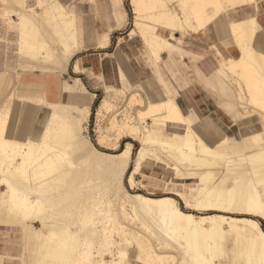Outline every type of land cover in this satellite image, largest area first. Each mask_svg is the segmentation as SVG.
Wrapping results in <instances>:
<instances>
[{"label": "bare ground", "instance_id": "6f19581e", "mask_svg": "<svg viewBox=\"0 0 264 264\" xmlns=\"http://www.w3.org/2000/svg\"><path fill=\"white\" fill-rule=\"evenodd\" d=\"M46 1L45 13L51 17L43 19L42 27L46 36L54 22L52 43L42 40L34 57L21 54L20 66L37 60L41 49L43 57L53 54V69L66 71L80 50L79 38L86 40L92 32L85 24L78 28L77 21L90 22L97 1L88 0L91 6L82 15L68 12L57 0ZM128 1L133 14L129 35H139L157 65L163 53L187 59L194 83L210 91L218 105L237 109L236 120L227 124L233 134L207 145L195 127L212 113L185 112L174 95L152 100L141 85L134 88L127 81L111 55L123 88L104 84L106 95L95 112L97 123L109 115L105 128L97 124L96 144L111 153L93 147L85 133L96 95L79 78L64 82L59 94L28 100L31 108L41 105L50 112L36 142L6 138L11 108L0 105V189H6L0 193V224L44 238L36 264H131V259L173 264L172 249L179 255L175 264H264V231L258 220L264 221V0ZM13 12L6 9L4 15ZM113 28L95 33L94 43L86 47L107 48ZM191 34L205 36L213 62L201 67L198 60L204 56L182 47ZM29 37L21 35L25 46ZM126 92L118 111L113 100ZM29 119L30 114L25 127ZM168 128L184 133H168ZM124 138L130 141L121 147ZM133 142L139 144L135 153ZM154 147L172 153L175 161L158 169L170 180L164 195L130 193L125 180L135 190L140 184L136 176H143L148 160L163 164ZM188 179L196 182L195 188L187 193L174 188ZM194 189L197 197L191 202ZM174 197L186 208L213 213L185 212ZM224 227L235 237L231 257L222 242Z\"/></svg>", "mask_w": 264, "mask_h": 264}, {"label": "crops", "instance_id": "0c3cea01", "mask_svg": "<svg viewBox=\"0 0 264 264\" xmlns=\"http://www.w3.org/2000/svg\"><path fill=\"white\" fill-rule=\"evenodd\" d=\"M2 1L5 7L4 14L6 9L13 10L14 12L12 14H15L19 18L17 47L19 57L18 68L21 71L16 73L14 71L10 72L9 68L6 67H3L2 71H0L1 79H3V81L4 79L6 80V85L4 86L3 91L0 90V105L9 104V107L11 108L10 119L7 121L6 125L5 135L7 139L11 140L13 138H23L25 141L32 142L39 140L41 132L48 121L50 112L41 105H36L31 108L32 106L28 101L29 99H45V97L49 94H59L64 82L69 83L72 78L80 79V77L82 80H86L88 82L94 92H98V88H95L94 85L96 82L94 83L88 75V72H83L84 69L99 73L102 77H104L106 82L104 84L108 86H112V84L120 86L116 76L117 68L115 60L125 72L128 80L131 83L140 82L149 97L154 101H158L159 99L164 98V96L171 97L174 94H179L177 100L180 107L185 112L193 109L200 117H203L208 113H212L211 115H216L221 124L227 127V124L236 120L237 109L234 105H218L217 102H215L202 89L200 86L202 84L194 83L197 82V79L187 68V59H181L177 55L167 57L166 53H163L161 54V60L158 62V65L152 62V60H147V56L145 55V45L143 44L141 38L139 36L131 37L128 35V32H122V26L124 23H121L120 21L123 20V15L120 13V18H118L115 6L117 4L114 0H105L109 8V15L107 16H105V10L98 0V20L95 14H93L90 26L92 32H89L88 35H86V40L83 37L79 38L78 47L80 50L71 57L66 71L53 69L56 64L53 54L50 55L49 59L43 57L42 54H44L45 51L41 49H39V57L37 60L30 59L24 63V68L20 66L23 60V58H21V54H23L22 57H34L36 47H42V40L46 43H52V37L55 30L54 22H50L46 36L44 35L45 30L42 27L43 19L51 17L50 14L45 13V5L47 4V1H37V6L40 7V12H37L34 7H29L27 5V0ZM90 6L91 4L88 0H82L81 6L75 5L73 8L66 10L74 14L82 15ZM262 20L264 21V16ZM118 23H120L121 26L114 29L113 27H116ZM107 27L109 29L113 28L110 34L109 46L107 48L100 49L93 45L86 47V44L89 45L94 43L95 33L106 30ZM85 28L88 29L89 26L85 25ZM22 33L31 35L29 40L26 42V46L21 40ZM163 35L166 36L167 33H163ZM176 36H179V34H176ZM22 45L26 47V50L21 52V47H23ZM182 47L190 53L201 56L208 54H203L204 52H210L207 40L202 34H191L187 36L183 41ZM111 55L114 56L115 60ZM202 62H204V65H207L210 60L207 61L205 59L199 63L201 64ZM75 67H77L81 72L75 73ZM130 67H132L134 73L137 75V78L129 75ZM68 71L75 76H71L69 77V80H65L64 75L67 74ZM11 95L12 100H10ZM29 114L30 119L25 127ZM211 115L206 116L204 120L209 118ZM204 120L195 127V131L196 133L198 132V135L209 146H213L216 142H218L220 137L222 138L226 134L228 136L233 134L230 130H228V132L222 128L220 131L215 132L213 137L205 140L202 134L203 132L200 129L201 124L210 127L212 123ZM60 140L62 139L60 138ZM5 192V188L0 189V193L4 194ZM261 221L262 220H260V223ZM262 222L264 223V221ZM5 224H0V232L3 226H7V223ZM7 227L8 231L18 230L20 232V251L18 253L14 250L0 252V264H20L21 262H24L25 264H36L38 260V252L44 249L42 245L43 241H45L44 238H42L41 235L37 238L35 232H32L28 237L20 228H17L16 226L8 225ZM31 251H33V255L30 258Z\"/></svg>", "mask_w": 264, "mask_h": 264}, {"label": "rangeland", "instance_id": "374dc122", "mask_svg": "<svg viewBox=\"0 0 264 264\" xmlns=\"http://www.w3.org/2000/svg\"><path fill=\"white\" fill-rule=\"evenodd\" d=\"M37 1L38 0H27V5L29 7H34L37 12H40V10H39L40 7L37 6L38 5ZM58 1L61 3V5L65 9L73 8L75 5L81 6V4H82V0H58ZM114 1L117 2V5H118V7H116V10L118 9L116 11V14H117L118 18H120V13L121 14L123 13L122 14L123 15V20H121L124 23V25L122 26L123 27L122 32L123 33H127L128 32V35H129V31L133 27V25H132L133 14H132V11H131V8H130V5H129V1L128 0H114ZM99 2L101 3V5L103 6V8L105 10V16L109 15V8H108L105 0H99ZM262 5L263 4L261 3L260 4L261 8H263ZM4 8L5 7H4L3 1L0 0V71H2L3 67L4 68L6 67V68H9L10 72L11 71H14L15 73L16 72H21L20 69L18 68L19 57H18V47H17V38H18V32H19V25H18L19 18L15 14H11L8 17H5ZM98 9H99V3H98V0H97V4L95 6V10L96 11L94 13V14L97 15V17H98V12H99ZM92 16H91V18H92ZM91 22L92 21L83 23L82 20L78 19L77 27L81 28V27H83L82 26L83 24L91 26ZM89 29H90V27H89ZM135 36H139V35L136 34ZM174 36H175V38H180V35L176 36V34H175ZM205 53H209V54L207 56L204 55V57H201L202 60L199 59L198 61L200 62V61H204L206 59L207 61L210 60V61L213 62L214 58L212 57V54L210 52H204L203 54H205ZM145 55L147 56V60L151 61V59H150V57H149V55H148V53L146 51H145ZM187 62H188V60H187ZM202 63H204V62H202ZM202 63L201 64L199 63V66L202 67ZM129 71H130L129 75L133 76L134 78H137V75L134 73L132 67H130ZM38 72H39V70H38ZM83 72H88V75L91 77V79L94 81V83L96 82L94 84L95 88H98L97 89L98 92H94L91 89V87L88 84V82L86 80H82L81 77L79 76L81 81H82V83L86 87V89H88L91 92L96 93V98H95L94 103H93V105L91 107V114H90L91 116L89 117L90 119H89V122L87 124V130H86L85 133H86V135L88 137V140H89L90 144L93 147H96L97 149L102 150L104 152L111 153L110 150H104V149L100 148L96 144L97 124L102 126V128H105L107 126L108 118H109V115H105L103 117V119L101 118V120L97 123L96 116H95V112H96V109H97L96 107L98 106L99 102L105 97L104 83H106V82L104 80V77H102L99 73H95V72H93L91 70L88 71L87 69H84ZM64 76H65V78H64L65 80H69V77L75 76V75L72 74L70 71H68L67 74H65ZM116 76L118 78L120 86H116V85L112 84V88L120 91L123 88V86H122L121 80L119 79V76H118V70H117V75ZM126 79H127V81L129 83H131L128 80L127 76H126ZM136 83L137 82L131 83L134 88H137L138 85H141V84H136ZM5 85H6V80L4 79V81H3V79H1V76H0V90L3 91ZM200 86L202 87V89L215 102H217L216 97H214V95L212 93H210V91H208L202 85H200ZM178 95L179 94H177V95L174 94V96L176 98L178 97ZM128 96H129V92H126L124 94L123 98H117V99L115 98V100H113L116 103V105H117V110L118 111L122 110V108L124 106V103H125V100H126V98ZM130 112H133V111L131 110ZM134 112H135V110H134ZM186 112H188V111H186ZM204 121H208L209 123H212V125L210 127L201 124L200 129L203 132L202 134H203V137L205 138V140H208L211 137H213L215 132L220 131L222 128L224 130H226V131L229 130L227 126L221 124L219 118L216 115H211L209 118H206V120H204ZM147 123H148V126H150L152 121L148 120ZM167 132L168 133H179V134H183L184 133L182 131V129H176V128H168ZM156 133L158 134L160 132H156ZM197 134H198V132H197ZM128 141H130V140L125 139V138L122 139L121 142H120L121 143V147H123L125 145V143L128 142ZM90 144L89 143L86 144V149L87 150L91 149V145ZM132 144H133V152L135 153L138 150V148H139V144L136 143V142H133ZM159 149H161V148L154 147L153 148V152H155V154L158 157L161 158V160L163 161V164L160 163V162L157 163L154 159L153 160L152 159L148 160V163H147L148 166H144L143 169L141 170V173H142L143 176H140V175L136 176V179H137V181H140L139 182L140 184H138V186L136 187L135 190L130 189L128 187V185H127V181L125 180V186H126V188L128 189V191L130 193L137 192V193H141V194H144V195H149V193H153L154 197H160V196L164 195V193H165L164 188L166 187V184L170 180H168L169 179L168 176L163 175V173H161L158 169H162V170L165 169L166 170V165H164V164H168L170 166H174L175 165V161L172 158V155H173L172 153H167L166 151H163L162 149L159 150ZM185 184H187V185H185ZM185 184H184V186L183 185H177L174 188L176 190L180 191V192L187 193L189 188H195L196 187V182L194 180H189L188 179V181H186ZM196 197H197V190L194 189L192 191V195L190 197V201L194 202L196 200ZM174 198L178 202L179 207L181 208V210H183L185 212L192 213L195 216H200V215L213 213L211 211H202L200 208H186L180 199H178L177 197H174ZM233 216L242 217L241 215H233ZM258 220L260 222V219H258ZM260 224L262 225L261 227L264 228V223L262 221H261ZM8 225H11V224H7V226ZM7 226H3L1 228L2 230L0 232V252H4L6 250H14L16 253H18L20 251V242H19L20 232L18 230L8 231L7 230L8 229ZM131 226H132L131 228H133L134 230L140 231L138 229V227L136 228V226H134V225H131ZM223 231L224 232H223V240H222V242L225 245V249H226L225 251L228 253V257H231V255H232L231 252H232L233 248L236 245L235 244V237H234L233 234L229 233L228 227H224ZM141 232L144 233L143 231H141ZM170 253H172L175 256V261L173 263V264H175V262L177 261L179 255L173 249L170 250ZM10 254L13 255L12 253H10ZM32 255H33V251L30 252V258L32 257ZM105 259L109 260V257H106ZM129 262L131 264H141L140 261H139L140 262L139 263V262H137L134 259H131Z\"/></svg>", "mask_w": 264, "mask_h": 264}, {"label": "trees", "instance_id": "16d2710c", "mask_svg": "<svg viewBox=\"0 0 264 264\" xmlns=\"http://www.w3.org/2000/svg\"><path fill=\"white\" fill-rule=\"evenodd\" d=\"M262 226V225H261ZM263 231H264V228L262 227Z\"/></svg>", "mask_w": 264, "mask_h": 264}]
</instances>
